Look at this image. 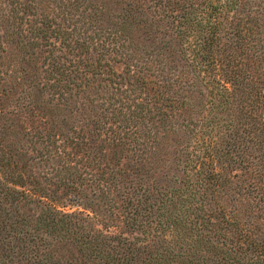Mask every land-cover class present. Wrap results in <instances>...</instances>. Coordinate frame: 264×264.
Listing matches in <instances>:
<instances>
[{"label":"trees","instance_id":"obj_1","mask_svg":"<svg viewBox=\"0 0 264 264\" xmlns=\"http://www.w3.org/2000/svg\"><path fill=\"white\" fill-rule=\"evenodd\" d=\"M24 205L86 264H264V0H0V223L33 237Z\"/></svg>","mask_w":264,"mask_h":264},{"label":"rangeland","instance_id":"obj_2","mask_svg":"<svg viewBox=\"0 0 264 264\" xmlns=\"http://www.w3.org/2000/svg\"><path fill=\"white\" fill-rule=\"evenodd\" d=\"M33 208V205H24L18 209L19 215L25 216L29 221L24 224L25 231L31 232L33 237L23 232L16 234L9 228V222L0 223V264H86L85 259L68 241H59L41 230H36L37 225L33 220L37 211H32ZM64 211L81 212L105 234L126 233L118 222L107 220L102 214L94 215L81 206H68ZM2 218L5 219L1 216L0 219ZM135 236L140 237V234L132 233L130 237Z\"/></svg>","mask_w":264,"mask_h":264}]
</instances>
